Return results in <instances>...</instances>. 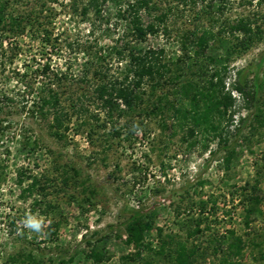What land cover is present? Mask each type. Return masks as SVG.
Masks as SVG:
<instances>
[{
	"label": "rangeland",
	"instance_id": "obj_1",
	"mask_svg": "<svg viewBox=\"0 0 264 264\" xmlns=\"http://www.w3.org/2000/svg\"><path fill=\"white\" fill-rule=\"evenodd\" d=\"M42 1L15 0L13 14L30 16L39 11ZM44 1L48 8L41 21L48 28L49 40L38 26L30 23H26L24 34L5 32L0 40V104L7 102L5 95L13 99L0 112V172L5 179L0 189V264L8 253L31 248L43 257L44 264H124L122 256L135 252V247L125 242V227L133 217L131 209L139 210L146 220L153 222V227H162L164 233L177 232L182 220L199 213L198 205L189 210L188 204L210 196L217 203L215 211L209 208L215 235L235 229L250 238L257 231L263 250L250 244L243 263L264 264V214L257 216L250 228L244 224L249 188L258 181L264 196V60L249 74V79L258 76L257 86L252 83L249 87L258 91L255 99L233 92L237 105L235 123L226 129L229 147L235 149L236 158L229 169L223 162L227 152L217 139L209 142L208 147L201 143L190 147L182 140V132L163 131L155 119L147 120L145 126L133 133L123 130L120 137L111 136L110 126H97L93 144L89 138L90 114L74 116L65 137L58 140L51 136L48 121L33 113L32 101L39 97L42 83L48 82L54 73L80 74L88 57L86 49L92 55L96 50L107 55L110 73L117 75L123 66L113 48L123 43L127 21L117 14L118 7L112 2L103 4L99 16L94 9L82 14V7L89 0H76L77 8L73 6L74 0ZM249 1L229 0L223 12L214 15L215 31L227 19L241 16L251 17L263 31L249 50L234 52L226 62L227 83L234 80L237 70L264 57V0ZM151 3L157 5L158 11L148 14L143 10L144 20H153L154 15L171 7L166 23L171 34L161 31L149 36L144 45L165 48L168 58L182 55L183 33L211 25L206 15L208 9L202 3ZM215 46L213 54L219 56L224 48L219 41ZM45 65L50 67L46 73L42 72ZM90 108L98 111L91 104ZM257 108L261 110L259 118ZM103 120L100 113L98 122ZM139 120L136 116L135 121ZM104 136H109V141ZM198 136L202 139V135ZM22 169L27 175L49 176L52 186L46 190V196L22 195L28 183L19 182L17 173ZM36 199H43V206L52 202L56 212L49 216L41 209L32 212ZM176 209L181 210V216H177ZM52 217L63 222L57 237L51 236L49 240L44 233ZM180 233L184 235V231ZM144 236L147 242L156 244L154 228ZM208 238L206 234L201 241L206 245ZM95 243L109 257L103 262H94L86 254ZM204 264L219 261L211 255Z\"/></svg>",
	"mask_w": 264,
	"mask_h": 264
},
{
	"label": "trees",
	"instance_id": "obj_2",
	"mask_svg": "<svg viewBox=\"0 0 264 264\" xmlns=\"http://www.w3.org/2000/svg\"><path fill=\"white\" fill-rule=\"evenodd\" d=\"M182 1H189L193 5L202 3L208 9L206 15L212 22L210 26L183 33L182 55L177 58H168L163 47L147 48L144 45L149 36H156L161 31L171 34L166 25L171 7L161 10L148 22L144 20L143 10L148 14L158 11L157 5L151 3V0H89L82 7V14L87 15L94 9L99 16H102L103 4L112 2L118 7L117 14L127 21V33L123 43L115 45L113 49L123 67L119 68L117 75L111 74L107 55L99 50L92 55L86 49L84 52L88 57L80 74L66 71L48 77V82L42 83L40 95L32 104L33 113L48 121L47 127L51 136L58 140L63 139L73 117L86 114L91 116L89 138L93 144L97 126H110L111 136L120 137L123 130L133 133L137 128L145 126L147 120L155 119L163 131L182 132V140L190 147L198 143L208 147L209 142L217 139L218 144L227 152L223 158L224 166L228 169L232 166L236 151L229 147L230 135L226 127L235 123L237 105L233 92L244 98L251 95L255 99L258 91L249 87L252 83L257 86L258 76L249 79V74L253 68L257 69L261 65L264 57L246 69L237 70L236 77L230 83L226 80L229 73L226 62L234 52L249 50L261 38L263 31L249 16L227 19L215 31L214 15L223 12L229 0ZM46 2H41L38 12L20 17L12 11L15 0H0V40L5 32L24 34L26 23L38 26L46 40H49L48 28L41 21V15L48 8ZM249 3H252V0ZM76 4L74 0L75 8ZM128 37L130 39H127ZM218 41L224 48L219 56L213 54ZM49 69V65H45L42 72L46 73ZM4 99L7 101L4 104L8 106L13 101L8 95H5ZM4 104H0V112L3 111ZM90 104L98 111L93 112ZM257 110L256 115L259 118L261 110ZM100 113L104 115L102 123L98 122ZM136 116L140 118L139 121H135ZM94 120L97 121L96 124L93 123ZM257 127L258 125L253 128ZM240 128L241 125L237 129L238 132ZM199 134L202 139H199ZM108 137L104 136L105 141H109ZM72 170L78 175L75 168ZM17 174L21 185L28 181L22 189L24 197L35 193L46 196V190L52 186L49 176L27 175L23 169L18 170ZM4 180L3 173L0 172V189ZM245 198L248 205L245 209L244 224L246 228H250L251 222L260 214H264V196L258 181L249 188V194H246ZM44 202L43 199H36L32 212L41 209L47 216L56 212L55 204L49 201L43 206ZM191 203L187 206L191 208L189 210H194L193 206L198 205L197 217L182 220L179 230L170 233H164L162 227H153V222L146 220L139 210L131 209L133 217L125 227V242L133 245L135 252L122 256L124 264H204L211 255L218 259L219 264H244L246 250L250 244L261 249L262 244L257 241V231H254L250 238H245L235 229H229L227 234L215 235L209 217V210L216 209L217 203L213 197ZM209 204L211 207H208ZM176 213L178 217L181 216L180 209H176ZM62 222V219H50L44 233L48 235L49 240H52L51 236L57 237ZM153 228L157 234L155 245L147 242L144 236ZM180 230L184 231V235ZM206 234L209 241L205 245L201 237ZM23 235L26 236V232ZM90 246L91 249L86 254L94 262H103L109 258L100 250L98 243ZM2 264H44V259L33 248L18 249L8 253Z\"/></svg>",
	"mask_w": 264,
	"mask_h": 264
}]
</instances>
